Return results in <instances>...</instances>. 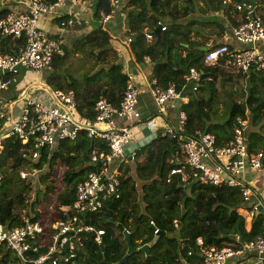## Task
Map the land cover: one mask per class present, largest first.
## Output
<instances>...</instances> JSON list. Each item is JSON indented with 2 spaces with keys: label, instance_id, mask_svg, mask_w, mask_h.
<instances>
[{
  "label": "trees",
  "instance_id": "16d2710c",
  "mask_svg": "<svg viewBox=\"0 0 264 264\" xmlns=\"http://www.w3.org/2000/svg\"><path fill=\"white\" fill-rule=\"evenodd\" d=\"M46 1L55 3L58 0ZM5 2L0 0V18L10 13L3 7ZM89 2H93L91 30L73 45L77 53H85L86 49L91 53L98 50L100 63L108 66L106 85L98 84L84 93L75 78L64 74L70 54L69 46L64 42L61 43L64 55L55 56L52 72L47 77L52 88L75 91L78 111L84 117L95 118L93 106L100 97L115 106L123 100L128 74L123 58L111 44L114 36L120 34L132 39L130 49L136 63L146 65L147 59L150 60L151 78L156 81L154 86L165 89L174 84L178 90L187 91L189 103H178V109L187 115L184 126L187 136H195L197 132L212 133L219 143H224L232 138L239 120L248 119L250 128L246 131V139L249 150L264 153V70H253L246 76L230 72L222 65L205 63L212 46L228 43L227 35L238 23L241 13L236 4H257L258 13L264 14V0H129L106 24L102 22V14L112 12L110 0ZM196 13L214 16L187 22ZM160 22L167 29L157 34ZM202 28L209 32L197 40L195 34L201 35ZM147 32L152 34L151 40L147 39ZM213 34L218 38L210 41ZM24 44V38L0 33V50L3 52H17ZM192 67L201 72L195 92L187 90L190 84L185 80ZM221 103L224 105L222 110ZM3 146L0 224L8 228L23 226L28 220L52 224L65 218L67 213L72 215L62 207L74 203L77 185L90 171L97 170L98 163L91 159L92 151L96 150L99 155L110 152L106 140L91 137L85 130L74 140L60 141L52 150L42 149L36 160L30 156L32 142L23 143L18 137L10 136L3 141ZM178 149L176 140L168 136H157L138 148L136 159L122 166L121 197L108 199L99 212L86 215V222L106 230L105 248L102 249L91 236H85L77 245L76 258L69 262L61 258V264H115L121 261L129 247L124 232L118 227L119 222L132 233L133 246L150 245L148 255L133 252L124 264H178L182 257L190 262L198 260L200 254L196 242L199 238L205 246L218 247H240L241 241L264 238V201L262 207L254 211L248 229L246 217L239 209L251 210L255 200H246L238 188L197 181L186 184L178 177L172 182L167 181L172 166L169 158ZM57 167L63 169L59 178L53 176ZM35 170L42 172L36 188L28 175L25 178L21 175V172ZM11 175L18 177L20 188L14 197L8 188ZM138 181L144 184L141 191L137 187ZM152 221L160 229L159 235H155ZM237 236L241 241H237ZM189 251L193 252L191 256ZM237 260L233 258L230 263L235 264ZM0 264L24 263L7 245L0 244Z\"/></svg>",
  "mask_w": 264,
  "mask_h": 264
},
{
  "label": "built area",
  "instance_id": "2783aa9c",
  "mask_svg": "<svg viewBox=\"0 0 264 264\" xmlns=\"http://www.w3.org/2000/svg\"><path fill=\"white\" fill-rule=\"evenodd\" d=\"M6 1L25 3L28 11L9 13L0 18V33L3 36L25 39L24 46L17 52L6 53L0 50V96L13 84L16 76L24 72L42 74L51 70L55 56L64 55L61 36L75 24L74 12H63L61 8L68 4L76 5L92 0H58L55 3L46 0ZM128 1L110 0L112 12L103 13L102 22H109ZM257 7L258 5L253 3L236 4L237 10L241 12L238 23L228 33V43L212 46L208 50L206 64L222 65L232 72L246 76L253 70H264V14H259ZM51 15L59 20V30L56 33H49L40 28V20ZM159 26L161 30L167 29L161 22ZM146 36L148 40L153 38L148 32ZM131 40L125 38L115 47L121 56H126L125 51L127 46L130 48ZM124 57L123 61L128 68V81L123 100L120 105L115 106L106 98L100 97L93 106V120L78 111L74 90L40 84V88L48 90L54 99L53 105L24 94L26 102L8 136H16L23 143L32 142L30 156L33 160L40 157L42 149L52 150L62 140H74L82 130L87 131L91 137L98 136L106 140L110 151L103 155H99L96 150L92 151L91 159L98 163L97 170L90 171L85 180L77 185L74 203L62 207L66 213L71 212L72 215L67 213L65 218L52 224L40 220H28L23 226L11 228L0 224V244L7 245L24 264H61V258L65 262L72 261L76 258L77 245L81 244L85 236H91L98 244L103 242L106 230L86 222V215L99 212L108 199L121 197L122 166L134 161L138 155L137 149L131 147L133 130L143 122L139 107L141 89L137 84L136 75L128 65L129 60ZM200 79L201 72L195 67L190 68L185 76V80L190 84L189 88L186 87L187 90L195 92ZM155 82L153 80V83ZM152 94L159 106V112H162L167 104L177 106L178 103L187 104L190 101L187 91L178 90L174 84L165 89L154 86ZM186 120V112L181 110L179 124L168 126L159 134L175 139L179 148L169 158L172 166L167 181L172 182L178 177L186 184L197 181L202 184L238 188L246 200H255L251 210L244 208L247 210L245 216L253 217L262 200L260 190L249 179L248 174L264 170V153L249 150L246 139L248 119H240L232 138L224 143H219L216 135L212 133L197 132L195 136H187L184 133ZM21 175L25 178L28 174L21 172ZM1 179L0 175V182ZM175 224L178 226L179 222L176 220ZM151 225L155 235H159L160 229L153 221ZM237 241H241L239 236ZM241 242L240 247L205 246L203 239L199 238L196 243L199 246L200 258L190 262L188 258L182 257L178 264H231L233 258H238L235 264H264V238ZM192 254L193 252L189 251V256Z\"/></svg>",
  "mask_w": 264,
  "mask_h": 264
},
{
  "label": "crops",
  "instance_id": "0c3cea01",
  "mask_svg": "<svg viewBox=\"0 0 264 264\" xmlns=\"http://www.w3.org/2000/svg\"><path fill=\"white\" fill-rule=\"evenodd\" d=\"M2 1L5 2L6 0ZM5 4V6L2 4L3 7L5 9H9L10 13H21L28 11V7L25 3L7 1ZM92 4L93 3H90L89 1H83L81 3H77L76 5L68 4L61 8L63 12L71 10L75 15V24L73 27L68 28L64 35L61 36L62 42L66 44L69 36L78 37L77 39H80L84 35L88 34L93 23ZM39 23L40 28L48 31L49 33H56L59 30L58 22L55 16H44ZM114 38V44L112 42L114 48L119 46V43L123 42L125 39L124 36L120 34H117L114 36ZM125 55L126 59L129 60L128 65L136 75V81L139 83L138 86L141 89L139 107L142 112L143 122L134 127V139L131 146L132 148H136L138 151V148L151 142L153 138L160 136V132L166 127L174 126L170 121H168L169 118H167L164 114L165 108L172 104L165 105L162 109V112H159V106L157 105L152 94L154 83L151 78L152 65H150V60L147 59L146 65L136 63L133 57L134 55L128 46L126 48ZM121 57L123 58L124 56ZM126 69L128 68L125 63V71ZM49 72L51 73V71H46L42 74L33 71L24 72L21 75L16 76L14 78L13 84L5 89L0 96V158L5 154L3 141L10 137L8 134L12 128V125L19 118L24 103L26 102V97L24 94L27 93V96L38 101L46 102L49 105L54 104V99L50 96L48 90L44 88L41 89L39 86H37V84H48L47 77ZM176 107L178 108V105ZM178 111L179 122L180 110L178 109ZM150 123H153L154 125L150 126ZM248 175L249 179H251V181L254 182V185L260 190L261 200L264 201V170L258 173L250 172ZM248 219L250 222L249 225H247V228L250 229L252 217H249Z\"/></svg>",
  "mask_w": 264,
  "mask_h": 264
},
{
  "label": "rangeland",
  "instance_id": "374dc122",
  "mask_svg": "<svg viewBox=\"0 0 264 264\" xmlns=\"http://www.w3.org/2000/svg\"><path fill=\"white\" fill-rule=\"evenodd\" d=\"M93 3V2H92ZM214 15H204L202 16L199 13H196L194 15H192L189 19H187V22L192 21V20H206L208 18H212ZM240 16V15H239ZM223 19V18H222ZM198 27L199 24H197ZM209 32V30H205L202 28L201 30V35H196L195 37L197 40H201L202 39V34ZM71 40H70V38ZM68 40H67V45L69 46V58H68V65L66 67V70L64 71V74H67L68 77L70 78V75L76 79V81L78 82V87H80V89L82 90V92H86L87 90H89L92 87H96V86H104L106 85V75H105V71L107 70L108 66L106 64H102L100 63L99 57H98V50L93 51V53H91V51L89 49H86L85 53H77L74 47V42L78 37H74V36H69ZM218 38V36H216V34L211 35V40ZM114 40L115 38L111 41V44L113 42L114 44ZM113 46V45H112ZM121 55V54H120ZM226 70L230 71L229 69L225 68ZM52 72V70H49ZM232 72V71H230ZM99 75V76H97ZM36 81V79H35ZM99 84V85H98ZM139 85V83H137ZM37 86H39V88L41 87L40 84H37ZM140 97V96H139ZM224 107V105L221 103L220 104V110H222ZM158 108V107H157ZM155 109V108H153ZM178 108L175 105H168L165 108V112L164 114L166 115L168 119V121H170L174 126L178 125ZM162 115V114H161ZM249 121V120H248ZM150 126H153V123L149 124ZM250 128V125L248 127V129ZM63 171L62 168L59 169V167H57V170L53 171V176L55 178H59L60 173ZM27 173V172H26ZM42 172H39L37 170L31 172V173H27L28 177L33 181L35 188L37 186H39V176ZM134 176L135 172L133 171ZM143 182L142 181H138L137 182V187L140 189V191L142 190V186H143ZM9 190H10V194L12 197H14L18 192H19V183H18V177L11 175L9 176V186H8ZM33 199H35V196L33 195ZM246 211L244 209L239 210V213L242 215H246ZM246 217V225H249L250 220L248 219L249 217Z\"/></svg>",
  "mask_w": 264,
  "mask_h": 264
},
{
  "label": "water",
  "instance_id": "95a60500",
  "mask_svg": "<svg viewBox=\"0 0 264 264\" xmlns=\"http://www.w3.org/2000/svg\"><path fill=\"white\" fill-rule=\"evenodd\" d=\"M160 32H161V26H158L157 27V29H156V33L157 34H160ZM205 50H207V48H205ZM262 206L260 205L259 207H258V209H260ZM118 227L124 232V234H125V239L127 240V242H128V252H127V254L122 258V260L121 261H119L118 263H115V264H124V263H126L127 261H128V259H129V256L133 253V252H136V251H140V252H144V253H146L147 255L149 254V251H150V245L149 244H146V245H143V246H140V247H135V246H133L132 245V243H131V236H132V233H130L129 231H127V230H125V228L123 227V224H122V222H119L118 223ZM100 245V247L102 248V249H104L105 248V244L102 242V243H100L99 244Z\"/></svg>",
  "mask_w": 264,
  "mask_h": 264
}]
</instances>
